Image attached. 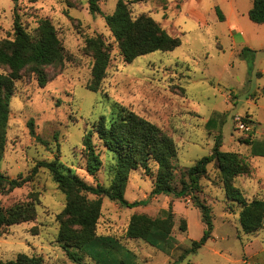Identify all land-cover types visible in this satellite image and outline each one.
<instances>
[{
	"label": "rangeland",
	"instance_id": "374dc122",
	"mask_svg": "<svg viewBox=\"0 0 264 264\" xmlns=\"http://www.w3.org/2000/svg\"><path fill=\"white\" fill-rule=\"evenodd\" d=\"M125 1L134 17L141 13L153 16L170 35L181 38V45L127 63L104 18L115 10L118 0L101 1L102 12L97 14L89 12L87 0H19L17 11L27 29L32 32L40 19L49 18L68 59L63 66L47 67L52 80L44 87L29 71L17 82L4 128L2 172L11 177L27 175L37 161L58 158L87 182L99 181L108 187L115 172L114 152L94 136L103 164L92 176L86 169L83 138L100 117L117 116L120 105L156 123L174 138L178 148L177 188L183 169L211 154L215 141L223 142V150L248 159L249 145L240 142L247 133L237 129L234 117L250 115L257 124H264V23H256L248 15L253 0ZM14 5L13 0H0V39L14 36ZM97 34L112 43L113 50L102 89L92 91L87 84L94 59L85 45L86 37ZM0 72L5 69L1 67ZM211 117L215 126L206 125ZM30 119H34V133L28 125ZM151 169L156 172L155 162H151ZM245 179L237 176L236 185L248 199L252 188L244 187ZM251 181L260 186V197L264 198V180L254 172ZM153 182V175L142 167L133 169L125 198L129 202L147 200ZM200 183L198 195L211 206L214 227L207 242L185 258H180L181 254L203 236L206 228L191 196L159 194L147 204L130 207L104 196L96 231L118 238L125 249L136 254L138 264H264V227L258 233L243 230L239 218L242 206L222 189L215 161L208 164ZM22 201L36 203V216L5 229L0 236V259L11 260L26 253L42 256L46 264H79L68 257L58 240V215L66 206V194L48 169L41 168L24 186L0 193V205ZM170 209L175 221L171 251L127 237L134 214L157 217ZM82 254L83 264H95L86 252Z\"/></svg>",
	"mask_w": 264,
	"mask_h": 264
},
{
	"label": "trees",
	"instance_id": "16d2710c",
	"mask_svg": "<svg viewBox=\"0 0 264 264\" xmlns=\"http://www.w3.org/2000/svg\"><path fill=\"white\" fill-rule=\"evenodd\" d=\"M13 1L14 36L0 39V68L5 69V72H0V158L5 151L4 128L10 118V101L15 95L17 82L23 77L24 72L29 71L37 76L39 85L44 87L52 80L47 67L63 66L68 59L65 46L52 21L49 18H42L34 31H29L17 11L19 0ZM101 1L103 0H87L89 12L101 13ZM217 10L223 19L221 9L218 7ZM248 15L256 23H264V0H253ZM104 18L118 43L120 54L127 63L154 51L174 50L182 43L179 36L170 35L153 16L141 13L134 17L129 2L125 0H118L115 10ZM85 48L94 59L87 88L99 91L111 64L112 43L102 34H97L86 37ZM244 120L252 126V130L246 132L247 137L240 139V142L250 143L256 124L250 115H246ZM28 125L34 133V119H30ZM95 135L116 156L114 177L108 187L99 181L96 184L87 182L70 167L62 165L58 158L37 161L27 175L20 173L16 177H11L0 170V193L24 186L36 177L41 168L50 171L66 194V206L58 215L60 222L58 240L72 261L83 264L82 253L86 252L95 260V264H138L136 254L125 249L118 238L97 233L104 196L126 207L147 204L151 198L159 194L191 196L194 205L201 211L206 228L203 236L199 240H194L192 246L186 249L180 258L196 252L210 238L214 227L211 206L198 195L202 191L200 181L206 176L208 164L212 161L216 162V167L220 171L222 187L227 197L242 206L239 218L243 230L246 233H258L264 227V198L254 197L249 200L236 185L237 176L252 174V165L239 153L223 150L222 141H216L211 154L201 157L192 166L183 169L181 186L177 188L175 160L178 148L174 138L156 123L123 105H120L117 116L110 119L102 116L96 120L83 138L87 158L86 169L92 176L97 175L103 164L93 139ZM151 162L157 165L156 172L152 171ZM139 167L153 175V189L147 200L129 202L125 198V192L130 174L133 169ZM89 194L95 198H90ZM35 216L34 201L17 202L9 206L0 205V236L9 226L33 220ZM174 224V212L171 209L166 215L157 217L144 213L134 214L126 234L129 238H141L171 251ZM0 264L46 263L42 256L20 253L15 259L6 261L0 259Z\"/></svg>",
	"mask_w": 264,
	"mask_h": 264
},
{
	"label": "crops",
	"instance_id": "0c3cea01",
	"mask_svg": "<svg viewBox=\"0 0 264 264\" xmlns=\"http://www.w3.org/2000/svg\"><path fill=\"white\" fill-rule=\"evenodd\" d=\"M213 117L207 120L206 125L212 124L215 126ZM250 117L253 119V121H255L253 116H250ZM255 124H256V127L254 129V134H253V138L251 142L245 143L249 145L248 152L246 155L248 157L249 162L252 165L253 172L251 175H242L246 178L245 180L242 181V184L244 185V187L247 186V187L252 188V194H251L252 197L248 199H253L254 197L263 198V197H260V195H262L260 186L254 185L251 181V177L254 175V172L257 173L260 179L264 180V124L263 123L257 124L256 121H255ZM222 146H223V142H222ZM262 187L264 188V184H262L261 188ZM258 193L260 194L258 195Z\"/></svg>",
	"mask_w": 264,
	"mask_h": 264
},
{
	"label": "built area",
	"instance_id": "2783aa9c",
	"mask_svg": "<svg viewBox=\"0 0 264 264\" xmlns=\"http://www.w3.org/2000/svg\"><path fill=\"white\" fill-rule=\"evenodd\" d=\"M234 121L236 122L237 129L241 130L242 132H248L252 130V126L245 122L243 116H235Z\"/></svg>",
	"mask_w": 264,
	"mask_h": 264
}]
</instances>
